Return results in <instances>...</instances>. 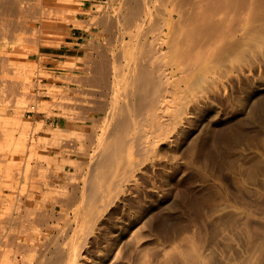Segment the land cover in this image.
Instances as JSON below:
<instances>
[{
    "label": "rangeland",
    "instance_id": "374dc122",
    "mask_svg": "<svg viewBox=\"0 0 264 264\" xmlns=\"http://www.w3.org/2000/svg\"><path fill=\"white\" fill-rule=\"evenodd\" d=\"M121 1L122 0H40V2L46 4L45 7L49 6L45 12L47 13L45 14L46 21H38L36 23V26H38L37 28H40V33L38 32L35 36L29 35L32 40L29 39L30 37L27 35L26 37H29L28 41L20 39L14 47H8L7 54L9 55V58L5 59L3 57L5 60L3 58L0 60H3L2 64H0L2 65L1 68H7L6 71L4 70L6 73H2L0 70V73L4 74H0L2 77V79L0 77V80L4 83L0 82L2 85L8 83L6 84L7 86L5 85L3 87L0 83L3 89L4 87H8L7 91L4 89L5 92L0 88V102L4 100L2 102V104L4 103L3 105L0 103V109L2 108L1 110H3L6 105H9L8 100L13 101V103L9 102L10 107L7 106L5 110H0V115H3L2 120L4 121V126H9V123L13 119V121L19 122L22 125L21 127L27 129L26 134H29L30 136L31 133L33 135V138H31V140L33 139L32 142L28 144V147L31 145L32 148L30 147L31 149H29L26 147L27 145H25V148L27 149L20 150L19 153L20 155L22 154V156L19 158L17 156L18 159L16 158V161H13L16 165L22 161L19 166L21 168L25 163V166H27V163L30 164V166L38 165L35 168L34 166H31L33 168L30 170V166L28 165V170L25 171L24 179L26 178L29 182L27 190L24 189L25 192L22 191L25 195L29 193L27 197L20 194L21 186L19 185L18 188H20H17L15 192L16 194H14V202H9V199L0 200L1 211H3V207L5 208L6 206H10V210H15L17 205H20L18 201L22 199L21 205H23L24 202V204H28L32 209H34V206H37V208L43 207L48 214L54 213L55 217L61 215V217L58 216V219L56 218L57 221H55V217H52L53 222L55 221V223L58 224V228L65 227L64 225L68 223L70 228L72 226L74 227L75 215L73 212L78 209L79 202L83 201L81 197H84V194L80 189L83 187L84 181H88L85 173L90 175L91 172L89 171L90 165L88 166V164L92 162L90 160H92V153L95 152L97 147L96 143L98 137L114 108L112 98L113 93L110 88L111 83L112 85L114 83V72L112 69H114V62L116 61L113 58H115L116 54L119 53L118 51H120V48H122L120 53L117 54H121L120 56H122V58L119 57V59L117 56V60L119 59L120 62H118V64H122L123 62L124 65L131 50L130 39L127 35L128 31L123 25H121L123 22L119 23L121 28L118 30L115 26H110L106 23V16L100 15L102 12V15L108 14L107 17H111L112 20L117 10L116 7L121 5ZM82 9L84 11H82ZM68 11L71 12L68 13ZM106 11H108V13ZM253 16L254 17L247 18V25L242 33L239 44L230 47L227 51L221 54L219 58L217 57L215 60L218 63L213 61V66L215 65V67H212L211 72L215 69H217L215 71H218L219 67L221 70L216 73L210 72L211 74H209L207 78H211L210 81L212 80V82L207 86L205 82L206 80H204V83L202 82L204 85L201 84V82L198 83V85H195V87L199 86L198 88L201 90L198 91L201 92L199 94L193 90L189 91V93L191 92L190 95L193 91L195 94L193 93L192 96H197L198 94L200 97H197V99L196 96H193L194 100L196 99L195 102L192 100L194 105L191 101L187 106V109L184 108L187 112L185 115V111H183L184 109L182 110L184 113H181V116L183 115L184 117L180 116V119L177 120L179 123L175 121L178 124L174 121L170 122L172 126L176 124L174 127L168 124V126H171V129H173L169 134L170 137L168 135L164 142H158L157 140L152 139L154 143L155 141L156 144L158 142L157 145L155 144L154 147L150 146L151 148L147 150H151L152 152L146 151L149 154H146V157H143L144 154H141L142 152L140 153L143 158V161H141L143 165L140 164L135 169L127 168L122 172L123 174L119 173L118 176L114 175V172L111 171L113 173L111 179H109V177L105 180L106 182H100L103 185L97 183L99 182V180H96L97 178L94 179L97 181L94 182V184H96L97 187L100 186L98 190L94 185L97 188V191H100L102 186L103 190L105 187L104 185H107L104 192L107 194L109 192L110 196L109 194L108 197L106 195V198L109 199L107 200V206L106 204L105 207L103 206L104 208L101 206V202L98 203L100 206H98L97 211L94 212V215L99 214L97 218L94 216L96 219L94 218L93 221H88V224L78 225L75 241H73L72 247L75 248L76 246L74 251L78 250L76 251L78 255H76L79 258L75 255L76 258H74V264H104L106 262L108 263V261L110 264H264V0L261 1L259 8ZM99 22L102 24L100 25ZM104 23H106L109 27L108 29H111L112 31H107V26H105ZM4 24L5 23L2 25L0 24V30L3 31L1 34H3V36L5 35V38H0V40L8 41L7 43L9 44L17 39V36L10 33V35L13 36L11 37L9 32L12 31H8L6 29L8 27H3L6 26ZM2 27L6 29L7 32L2 30ZM102 29L103 32H101ZM41 32H44V34ZM108 32H111L110 34H113L114 37L118 33L117 36H119V38H114L113 35L111 36L110 34L106 35ZM6 33H8L7 35L9 38L11 37V39L6 36ZM123 35L125 38L124 40L126 41L120 39V36ZM103 36L109 37L104 38ZM67 40L77 42L78 44L66 43ZM112 41L114 42L112 43ZM62 44L65 45L66 48L79 47V50H72L71 48L67 50L64 55L58 57V60H54L52 56L45 54V51H49V49H53V47ZM122 44L123 46H121ZM97 48H99L100 51L97 50ZM127 48L129 49L128 52L126 51ZM114 50L118 51L115 52ZM97 51L104 53V55L106 53V57L109 58L106 59L108 62L110 61L109 66L107 63V69L109 71V73L107 71V74L109 75L108 87H100L104 83L97 82L99 83V86H97V83H93L95 81H92V67H89V65L85 66L86 63L89 64L90 61V63H93V61L99 58L101 53L98 54ZM113 51L116 54H114ZM89 52H92L91 55L88 54L91 56V59L88 58L86 62L87 57H89L86 54ZM85 56L87 57L85 58ZM84 58L85 60H83ZM23 61H27L26 66L24 65L25 68L30 69V71L33 70L31 76L30 71L26 69L29 71H27V73L30 75L28 76L29 79H26L30 81L32 80V86L30 87L29 85L31 82L29 84V82L27 81V83L25 78H23L24 72H22L20 68H16ZM3 63L7 67L3 66ZM83 66H85V68H83ZM89 68H91L92 74V76L90 74V77ZM14 69L18 71L20 69V71H15L14 74ZM35 72H40L38 74L36 73L37 77L34 76ZM217 73L219 76L215 75ZM13 74L14 77L20 75L19 78H21L23 76L21 79L26 83L25 86L23 80L20 79L23 81L21 82L18 77L15 78L20 81L19 85L22 84L18 87V90H21L20 93H18L17 87L14 89L13 93L9 89L11 83L12 85L14 82L18 83V80L11 82V80L8 79V76L13 77ZM86 74H88V76ZM3 76H6V79L8 80H3ZM84 77L85 79L87 78V81L83 79ZM81 79L86 82L89 80L92 81L93 86L83 82ZM40 82L42 85L39 84ZM199 84L207 87L201 89ZM210 84H212V86ZM24 86L28 92L23 88ZM90 88L92 92L90 91ZM93 88L102 91V93L100 92L99 95L98 91L95 92L96 90ZM203 89L204 91L202 93ZM44 90L45 92L47 91V94ZM88 90L91 93L94 91V99H96L95 96L99 99L106 91L105 94H107V97L105 94L103 95L106 100H103L102 96L99 101L96 99L98 101V104H96V100L92 101L94 99L92 98L93 95L91 93L89 94H91L92 97L89 94H87L89 97H86ZM10 91L11 95L13 94V97H11L9 93ZM22 91H26V93ZM38 91L41 93H38ZM21 92L25 95H22ZM29 92L37 98H30V103L29 97L32 95H29L28 97L27 95ZM4 95L8 97L5 98ZM20 95L21 97L25 96L27 99L22 97L26 101L23 100V102L21 101L19 104H16L18 103L16 101ZM1 96H4L3 98L6 100L8 99L7 102ZM90 97L91 101L88 100ZM33 98L35 100H33ZM40 98L41 101H38ZM109 98H111V100ZM68 101H70L69 106H67L69 103ZM71 101H75L74 103L76 104ZM77 101H81L79 102L81 106ZM93 103L97 106L92 105ZM72 105L75 106V110ZM190 105H193L192 108ZM98 106H100L98 108L99 110L97 109L95 111ZM67 107H72L70 112ZM106 109L109 112H107ZM105 111L108 114H106ZM67 112L69 115L72 114V116L75 114L76 118L74 116L75 119H72V116L65 117V115L68 116ZM191 112L193 116L190 115ZM64 113L66 114L63 115ZM94 118H97L95 119V122L93 121ZM186 118H188V121ZM189 120L191 121L189 122ZM102 121H104V124ZM172 122L175 124L173 125ZM71 124L72 126L75 125L74 128L71 127ZM89 127H92L91 130L95 131H91ZM100 128H102V130ZM88 130L91 131V136L90 133L84 134V132L86 131L87 133ZM82 131L84 132L82 133ZM66 134L69 135V138L65 137ZM82 134L85 139L81 137ZM35 135H37V137ZM53 135L57 137V139H61V141L68 142V144L70 142H75L70 143L71 145L66 143V146L65 144L63 145V150H69L65 153L62 150V144L64 142L61 144V141L56 139L57 142L60 141V143L58 142L57 144H60L61 146H58L56 143L54 145L52 144L54 143L53 141L56 142ZM56 135L60 136L58 137ZM87 135L90 138H93L90 142L93 145H91L92 147L90 148V143L89 146L83 145L86 143L88 145L90 138H87ZM29 138L30 137H28V140ZM36 138L37 140H35ZM33 142L37 143L34 145ZM82 145L85 148V151L81 148ZM85 146L87 147V150ZM32 149L33 151H31ZM57 149H59L60 152ZM71 149L72 151L70 152ZM76 149L79 151L82 149L83 151L81 150L80 153L77 151L76 153ZM25 150H28L29 152ZM61 151L64 153L63 156H61ZM138 151L139 150H136L137 153L140 152ZM154 151L155 153L153 154ZM84 152L89 154L83 156ZM136 152L134 151V153ZM90 153L92 156H90ZM134 153L129 157V160L131 162H140L139 158L141 156L138 154L135 155ZM76 159H81L84 162L86 161L84 164L85 168L82 167L84 162L81 160L77 162V164H74L75 161H78ZM5 161L7 164L15 165L14 162L9 163L5 157L0 161L1 184L3 173L6 169L4 167L6 164ZM80 162H82V170H80ZM16 165L13 166L12 169L16 172V174L14 173L15 178L19 180V176H17L19 168H17L18 165ZM78 167L80 169H78ZM16 169L18 171H16ZM78 170L79 172L83 171L82 173L80 172L81 175L77 172ZM127 170H129V172ZM126 172L129 173L130 177L133 176V178L128 177ZM130 173L133 174L130 175ZM26 175L28 177H26ZM72 175H75V177L78 176L79 178H77L79 180L77 178H75L76 180L74 179L75 181L72 180L74 177ZM123 176L125 178H130L127 179L130 182L126 180L128 183H125V181L124 183H121V179L120 181L118 179ZM64 181L74 183L72 186L75 185L77 188L73 186V190L71 184L64 183ZM62 182L64 185H67L66 190L65 186L61 185ZM30 183L38 185L39 190L35 189V187L31 190ZM118 183H120V185ZM51 186L54 187L52 188ZM111 186L118 187V192L121 190L122 192H116L118 190L117 188L115 189L116 191H112L110 189ZM59 189L61 190L59 191ZM70 189L75 193L73 191L72 193ZM3 190L7 193L6 188H3ZM48 190H50V192H48ZM69 191L73 195L77 196L78 194V196L73 197ZM57 192L61 193V195H58L59 193ZM110 192L114 193V196L116 193L118 194L113 197ZM31 193L33 194L32 197L34 199L30 196ZM98 193L101 194V192ZM68 195H71L77 203H74L71 196H69L70 199L67 198ZM50 196H53L54 198L58 196L59 198L57 197L58 199L56 198V203H54V198H51ZM42 198H44V201ZM17 199L18 201H16ZM109 200L111 201L109 202ZM63 201H65L66 205L70 204V207L67 208L69 205L66 207V205L63 204ZM74 204L77 205L75 206ZM64 206L66 209H69L67 212L65 211ZM101 207L103 208L102 210ZM7 208L8 207H6V209ZM100 210L102 211L101 213L98 212ZM64 213H67V219H69H66V223L65 220L64 223L62 221L64 219ZM32 215L33 214L29 215V217L26 215V217L24 215L21 216L27 218L31 224L29 222L27 223L28 220L26 223L25 221L15 223V225L19 223L16 225V229H19L20 223L21 225L23 224L22 226H24V230L28 228V231L25 230L23 235L22 232H20L21 235L20 233L18 234L20 229L18 232L13 231V228L11 229L14 224H11V226L10 224L5 225L6 227L4 226L3 229V226H0V229H2L4 233H8V231L11 230V234L13 232V236L15 235V238L13 237L15 241L9 238L11 235H9L8 238L6 235L4 236V234L0 235V242L3 243H0V248L2 249V252L0 249L1 256L5 251H12V255L13 253L15 254L12 257L9 253L5 252L4 254L7 255H5L7 258L4 257L3 259L1 257L3 260L7 259L11 264H20V262H22V254L25 253L22 257L23 263L21 264H26L24 263L26 258H28L26 260L27 264L28 262L36 264L35 260L37 258L32 256L34 249H30L32 243L33 247L31 248H35V245L41 247L37 248V250L39 249V254L42 255L45 251L44 256L46 254L49 255L47 249L50 250L52 244H48V238L46 237L48 236V233L45 232L42 226L34 225V221H30L33 218ZM59 218H61L60 221ZM90 222L95 223L91 226ZM89 224L91 230L89 227L88 229L86 228ZM25 225L27 228H25ZM8 228L10 230H8ZM36 228L40 231L37 232ZM31 230H34L35 232ZM29 231L31 232L29 233ZM43 231L47 234L46 236H44ZM40 232L43 234V237L39 236L41 235ZM35 233H38V235H35ZM68 233V236L70 237L72 234L70 229L68 230ZM82 233L87 236L86 239H82L84 237ZM3 236L6 237L7 240L9 239L8 242H13L6 244L5 242L7 241L3 240ZM16 239L20 243V246L25 241L26 243H23L25 244L23 246H30V252H28V247L24 248L23 246L20 247L18 244H15V242H17ZM81 239L83 241H81ZM28 240L30 241L28 242ZM59 241H62V238L59 237ZM41 242L46 246L49 245L46 250L45 248L43 249V247H45L44 245H39ZM14 245H16L17 248ZM21 248L24 249L20 250ZM67 248H69V245ZM15 250L16 252H14ZM24 250L28 251L25 252ZM17 251L21 254H18ZM32 251L33 253L31 254ZM25 256L26 258L24 259ZM5 261L3 262L4 264H6Z\"/></svg>",
    "mask_w": 264,
    "mask_h": 264
},
{
    "label": "bare ground",
    "instance_id": "6f19581e",
    "mask_svg": "<svg viewBox=\"0 0 264 264\" xmlns=\"http://www.w3.org/2000/svg\"><path fill=\"white\" fill-rule=\"evenodd\" d=\"M261 1L262 0H122L121 1V5L116 7L117 10H116V13L114 12L115 14H114V17L112 18V20H111V17H109V18L107 17L108 14L107 15H104V14L102 15L103 12L100 14L101 16H106L105 17V19L107 18L106 19L107 20L106 23L109 24L110 26H115L118 30L121 28V25L124 26V28L128 31L127 35L129 36L131 46L129 44L128 45L130 46L131 50H130L128 59L126 58L127 61L124 63V65H123V62H122V64H118L119 59L122 58V56H120L121 54L120 55H117V54L120 53L122 48H120V51L114 50L115 52L116 51L119 52L117 54L114 53V51H113V53L116 54V56L112 54L113 56H115V58H113V59L116 61V62H114L115 65L113 63L114 69H116V70L111 68L113 70V72H114V74H113L114 79L112 78L114 83H113V85H112V83L110 85L111 86L110 88H111L112 93H113V96L112 95L111 96L113 98V107L114 108L112 109V112L110 113V115L108 117V120L106 118L107 123L105 122L106 124H105L103 130H102V128H100L102 130V132H101L100 135L98 134L99 135L98 140L96 139L97 140V143H96L97 147L95 149V152H93L91 150L93 152L92 153L93 156L90 153V156H92V160H90V159L89 160L92 161L91 162L92 164L91 163L88 164V166L90 165L89 171H91V172H90V175L85 173V175H87L86 179L88 178V181L85 180L83 187H81V189H80L82 191V193L84 194V197L83 196L81 197L83 201L79 202L78 209L77 210L75 209L76 211H74V210H73L74 212L71 211L75 215V219H74L75 225H74V227L72 226L70 228V226L68 225L69 223H68V224L64 225L65 227H60L59 226L60 228H58L57 227L58 224L55 223V221H57L56 218L58 219V216L61 217V215H57V217H55L54 213L48 214L46 212V210L43 209V207H38L37 208V206L36 207L34 206V209H32V207H30L28 204H24V202H23V205H21V203H22L21 200L22 199L20 201H18V199L16 200V201H18V203L21 206L17 205L15 210L11 209L12 210L11 211L9 209V208H11L10 206H6V207H8L7 209H6V207L5 208L3 207V211L0 210V226H3L2 229L4 228L5 225L10 224V226H11V224H14L13 227H11V229L13 228L12 230L16 231V232H18V230L20 229L18 234L20 232H22V235H23V232H25V230L28 231L27 230L28 229L27 226L25 225L26 226L25 228H27V229L24 230L23 229L24 226H22L23 224L21 225V223H20L19 229H16V227H17L16 225H18L19 223H17L16 225H15V223L16 222H22V221L23 222L25 221V223H26V221L28 219L25 218V217L26 216L29 217V215L33 214L34 216L32 215L33 218L30 221L31 222L34 221V225L36 224V225H38L40 227L42 226L43 229L45 230V232L48 233V236H46L47 234H45V232L43 231L44 232V236H46L48 238V244H50V245L52 244V248L50 250L47 249L49 245L46 246V245L43 244V242H41V244H39V245L40 246L44 245L45 247H43V249L44 248H45V250L47 249L48 252H49V255L46 254L44 256V254H45L44 252L45 251L42 253V255L39 254L40 252H38L39 249L37 250V248H41V247L35 245V248H31V247H33L32 246L33 243L30 242V243H32L31 247L29 246L30 249H34V253L32 251L31 254L33 253L32 256L37 258L36 259L37 261L35 260L36 264H74L73 261H75L74 258H76V256L78 255L76 253V251H78V250L74 251V249H76V246L74 245L75 248H73L72 245H73V241H75L76 230L78 228V225L79 224H88V221H93V219L95 218L94 216H96V218H97V216H99V214H97V213H96L97 215H94V212H96L98 206H100V204L98 205V203L101 202V206L102 207L103 206L105 207V204H106V206L108 204L107 200L109 198H106V195L108 197L109 192H108V194L104 192V189H105V187L107 185H104L105 187L102 190V188H103L102 185L103 184L100 183V182H102V181L106 182L105 180L108 179L109 177H110L109 179H111V176L113 175V173L111 171L114 172V175L118 176L119 173L124 172L125 169H127V168L135 169L140 164L143 165L141 163V161H143V158H142V155H140V153L142 152L141 154H144L143 157H146V154L149 155L147 152H149L151 150H149V151H147V150L150 149L152 146L154 147V145L156 144V141H155V143L153 142L154 139L157 140L158 142H164V140L170 134L171 130L173 131V129H171V128L179 123L177 120L180 119L181 113L182 114L184 113L183 112V111H185L184 108L187 109V106L190 104V102L192 100L195 102L196 99L194 100V98H193L194 95L192 96V94L194 93L193 91H196V93H198V94L201 93V92H198V91H201L198 88L199 86L195 87V85H198V83H200V82H201V84H203L204 80H206L205 82H206L207 86H208L209 83L212 82V80L210 81L211 78L210 79L207 78L209 76V74L216 73V72L221 70V69H219L220 67L218 66L219 67L218 71H215L217 69L214 70V68H213L214 71L211 72L212 71V67H215V65L213 66V64H214L213 61L217 62L215 60L217 57L219 58L221 56V54H223L225 51H227L230 47L237 46L239 44V41H240V39L242 37V33H243V31H244V29H245V27L247 25V18L254 17L253 15H255L256 10L259 8V6L261 4ZM45 6H46V4L44 2H40V0H0V22H1L0 24L2 25L3 23H5L4 25H6V26H3V27H8L6 29L8 31H12V32H9V35H10V33H12L14 36H17L16 37L17 39H15L14 41L10 42L9 44L7 43L8 41L6 42L5 40H3V41L0 40V48H1V50H0V53H1L0 54V57H1L0 60L3 57L5 59L9 58V55L7 54V48L8 47H14V45L17 42H19L20 39L23 40V41H26V40L28 41V38L31 35L35 36V35H37L38 32L40 33V28L39 29L37 28L38 26H36V23L38 21H42V22L46 21L45 20V17H46L45 14H47V13H45V12H46L47 8H49V6L48 7H45ZM82 11H84V10L82 9ZM69 12H71V11H68V13ZM106 12L108 13V11H106ZM100 20H102V19H100ZM120 22L121 23L123 22V23L120 25L119 24ZM99 23H100V25L102 24L101 22H99ZM106 23H104L105 26H107ZM3 27H2V30H5L7 32V30L4 29ZM9 28H10V30H9ZM106 28H107V31L111 30V29L110 30L108 29L109 28L108 26ZM0 29H1V27H0ZM101 32H103V29H102ZM1 33H3V31L0 30V38H5L4 37L5 35L3 36V34H1ZM41 33L44 34V32H41ZM110 33L111 32H108L107 34L104 33V34L108 35ZM7 34L8 33H6V36H8ZM45 34H47V33H45ZM117 34L115 35V37H114L113 34L112 35H113L114 38H116V37L119 38V36H117ZM27 35L28 36L30 35V36L27 38L26 37ZM119 35H120V33H119ZM10 36L13 37L12 35H10ZM11 37L9 38V36H8L9 39H11ZM103 37L104 38H108L109 36L108 37L103 36ZM22 38H25V39H22ZM29 39H31V37ZM120 39L123 41L125 39L124 35L120 36ZM105 40H107V39H105ZM124 41H126V40H124ZM113 42L114 41H112V43ZM124 45H125V43H124ZM121 46H123V44ZM124 48H126V47H124ZM100 49H101V46H100ZM100 49L97 48V50H99V51H100ZM106 49H107V47H106ZM112 49H113V46H112ZM104 50H105V48H104ZM128 50L129 49L127 48L126 51L128 52ZM104 52H107V51H104ZM91 53L92 52H89V53L86 54L87 56H89V57L85 56V58L87 57L86 62H87L88 58L91 57L90 56ZM100 53L101 52H98V54H100ZM88 54H90V55H88ZM117 56H118V58L120 57L118 60H117ZM85 58L83 60H85ZM106 58H107L106 57V53H105V55H104V53H101L99 55V58H97L95 61H93V63H90L91 61L89 62V64H87L85 62L86 63L85 66L89 65V67H92L93 76L91 74V68H89L90 69L89 77H90V74H91L92 81H95L93 83H97V82L104 83L105 85L103 84L102 86H100L102 88H103V86L104 87H108L109 86V84H108L109 75L107 74V71H108L107 63H108V66H109V62L110 61L108 62L107 59H109V58H107V59ZM94 59H95V57H94ZM94 59H92V60H94ZM0 62H1L0 64H2L3 60L0 61ZM26 62H24V61L21 62L18 65V67H16V68H20L21 71L24 72V74H23L24 77L22 75L21 76L23 78H25L26 82L28 81L29 84H30V82L32 80L30 81V80L26 79V78L29 79L28 76H30L27 73V71L28 70L30 71V69L25 68ZM30 64H29V66H30ZM121 65H123V66H121ZM217 65H216V68H217ZM3 66H6V65L3 63ZM85 66H83V68H85ZM1 67H2V65H0L1 72L2 73H6L5 71H6L7 68L6 69H2ZM31 67H33V66H31ZM15 69L13 70L14 74H15V71H17V72L20 71V69H19V71L15 70ZM26 69H28V70H26ZM2 70L3 71L5 70V71L3 72ZM32 71H30L31 76H32ZM7 72H8V70H7ZM2 73H0V74H2ZM36 73L38 74L40 72H35L34 76H36ZM108 73H109V71H108ZM14 74H13V77H9L8 76V79L11 80V82L12 81L13 82L17 81L18 79L16 80L15 78L16 77L19 78V76H20L19 75V76L14 77ZM2 75H4V74H2ZM83 75H85V74H83ZM86 75L88 76V74H86ZM215 75H218V73L215 74ZM213 77H214V75H213ZM21 78H19V80ZM1 79H2V77H1ZM8 79H6V76L3 78V80H8ZM83 79H85V77ZM216 79H218V78H216ZM19 80L17 81L18 83L14 82L15 84L13 83V85L10 82L11 86H9V89L12 91V93H13V91H14V89L16 87H17V90H18V87L22 85V84L19 85V83L23 79H21L20 81ZM85 80L84 81L82 80V81L87 83V84H91L93 86L92 81H90L91 79L88 82H86L87 80L86 81ZM0 81L2 82V80H0ZM23 81H21V82H23ZM82 81H81V83H82ZM111 82H112V80H111ZM2 83H4V82H2ZM2 83H1V85H2ZM99 83H97L98 84L97 86H99ZM6 84H8V83H6ZM23 84L24 85L26 84L25 81L23 82ZM33 84H34V81H33ZM39 84H41V82ZM1 85H0V88L5 86L3 84L2 87H1ZM203 85L202 86L200 85L201 89L202 88L205 89L207 87V86L205 87ZM210 85L212 86V84H210ZM213 85H214V83H213ZM25 86L23 87L24 89H25ZM30 86H32V82L29 85V87ZM94 86H95V84H94ZM215 86H216V83H215ZM7 88L4 87V89H6V91H7ZM195 88H197L198 90L195 89ZM4 89L2 88V90L5 92ZM204 89L202 90V93H203ZM25 90L27 91V89H25ZM94 90H96V89H94ZM190 90H193L191 95H190L191 92L189 93ZM11 91L9 92L10 95H11ZM20 91L21 90H18V93H20ZM26 91L25 92L22 91V92L26 93ZM90 91H91V88H90ZM90 91L88 90V92L86 93V97L87 98L89 97L87 94L92 92V91L91 92ZM97 91L98 90H96L95 92H97ZM107 91H109V90H107ZM22 92H21V94L23 95L24 93H22ZM44 92H45V90H44ZM100 92L102 93V91H100V90L98 91L99 95H100ZM34 93H35V91H34ZM38 93H41V92L38 91ZM105 93H106V91L101 95L100 98H102V96ZM91 94L93 95V97H92ZM91 94H89V95H91V97L94 99V91ZM198 94H197V96L195 95L196 98L200 97V96H198ZM14 95H15V93H14ZM29 95H32V96L29 97ZM105 95L107 97V94H105ZM4 96H1V97L3 98ZM27 96L29 97V99L32 98V97H35L31 92H29ZM7 97L5 96V98H7ZM11 97H13V94L11 95ZM15 97H16V95H15ZM20 97H21V95H20ZM20 97L19 98L17 97L18 100L16 102H18V103H16V104H19V102H21V101L23 102V100L27 99V98H25V96H22L25 99H23L22 97H21L22 98L21 99ZM91 97L88 100H90ZM5 98H3V99H5ZM95 98L98 101L100 100V98L98 99L97 96H95ZM13 99H15V98H13ZM96 99H94L92 101H95ZM104 99H105V97L103 96V100ZM109 99L111 100V98H109ZM7 100H6V102H7ZM33 100H35V99L33 98ZM42 100H44V99H42ZM97 100H96V104H98ZM25 101H24V103H25ZM38 101H41V98ZM2 102H0V103L2 104ZM9 102L13 103V101H9L8 100V104L9 105H6V107L7 106L10 107V103ZM30 102H31V99L29 100V103ZM68 102L69 103H68L67 106L70 105V101H68ZM71 102L74 103L75 101H71ZM79 102H81V101H79ZM79 102L77 101V103H79ZM194 102L192 103L193 105H194ZM12 103H11V105H12ZM66 103H67V101H66ZM94 103L92 105H94ZM36 104H37V102H36ZM74 104H76V103H74ZM29 105H32V104H29ZM79 105H80V103H79ZM72 106L74 107V110H75V106L74 105H72ZM94 106H97V105H94ZM100 106H101V104H100ZM100 106H98L95 109V111ZM192 106H191V108H192ZM6 107H5V109H6ZM31 108H32V106H31ZM71 108H68L69 112L71 111L70 110ZM102 108H100V109H102ZM5 109H3V110H5ZM33 109H36V108H33ZM109 109H111V108H109ZM3 110H1V111H3ZM107 112H109V111L107 110ZM107 112L105 111L106 114H108ZM186 113L187 112L185 111L184 115ZM65 114L66 113H64L63 115H65ZM67 114H68V116L65 115V117H71L72 116V114L69 115L68 112H67ZM190 115H192V112H191ZM73 116L75 117V114ZM74 117L72 119L76 118V117L75 118ZM102 117H103V114H102ZM2 118H3V115H0V161L3 160V157H5L8 160L9 163H11V162L13 163L14 162L13 160H15L17 158V156H18V158L22 156V154L21 155L19 154L20 150L22 151V150L27 149V148H29V149L32 148L31 145H30L31 148L28 147V144L30 142H32L33 139L31 140V138H33V135L30 132H29L30 136H29V134H26L27 133V131H26L27 129H24V127H21L22 125L19 122L13 121V119L9 123V126H4V123H3L4 121L2 120ZM89 118H91V117H89ZM188 118H186V120ZM95 119H97V118H94V120H93L94 122H95ZM98 119H99V117H98ZM104 121H102L103 124H104ZM171 121H174V122L177 121L178 123L175 122L176 124L174 123L175 124L174 125L173 122H172V124L174 125V126H172L170 124ZM190 121L191 120H189V122ZM26 123H28V122H26ZM90 124H92V123H90ZM93 124H95V123H93ZM97 124H98V121H97ZM168 124L171 125L172 127L168 126ZM74 126H72V124H71L72 128H74ZM91 128L89 127L90 130H91ZM58 131H60V130H58ZM91 131H93V130H91ZM91 131L88 130L87 133H86V131L85 132L82 131V133L83 132H84V134L90 133V136H91ZM99 133H100V131H99ZM53 134H55V133H53ZM67 135L68 134H66V136L65 135L64 136L69 138V135L68 136ZM35 136L37 137V135H35ZM56 136H58V135H56ZM83 136L84 135L82 134L81 137L83 138ZM28 137H30L29 140H28ZM53 137H55V136L53 135ZM169 137H170V135H169ZM87 138H90V137L88 136ZM56 139H57V137H55V140ZM83 139H85V137ZM91 139H93V138H90V140L88 142V145H87V143L83 144V145L89 146V143L92 141ZM35 140H37V138ZM57 140L61 141V139H57ZM57 140H56V142L53 141L54 143H52V142L51 143L53 145L55 143L57 144L58 142L60 143V141L57 142ZM67 141H68V139H67ZM63 142L64 141L62 140L61 144ZM74 142H70V143H74ZM158 142H157V144H158ZM36 143H34V145ZM65 143L68 144V142H64L62 144V146ZM70 143L68 145H71ZM81 143H82V141H81ZM52 144H51V146H52ZM66 144H65V146H66ZM25 145H27L26 146L27 148H25ZM83 145H82L81 148H83V150H84L85 148L83 147ZM91 145H93V144L90 143L89 148L92 147ZM72 146H73V144H72ZM77 146H79V145H77ZM77 146H75V147H77ZM54 147H52V148H54ZM34 148H35V146H34ZM57 148H59V147H57ZM60 149H61V147H60ZM63 149H64V146L62 147V150ZM77 149H79V148H77ZM77 149L75 150L76 153H77V151H79ZM57 150L59 151V149H57ZM73 150H74V148H73ZM86 150H87V147H86ZM133 150L135 152H136V150H139L140 152L138 151L139 153H137V152L134 153ZM25 151H28V150H25ZM25 151H23V152H25ZM31 151H33V149ZM68 151L67 150H63V152H65V153L68 152ZM71 151H72V149L70 150V152ZM80 151L78 153H80ZM155 151L153 152V154L155 153ZM63 152H62V154L60 153L61 156L64 155ZM133 153L135 155L138 154V155L141 156L139 158L140 162L138 161V158H137L138 162H135V161L131 162L129 160V157ZM85 154H89V153H85L84 152L83 156H85ZM80 155H82V154H80ZM59 158H61V157H59ZM76 160H78V159H76ZM80 160L75 161L74 164H77V162H79ZM81 161H83V160H81ZM90 161H88V162H90ZM85 162L83 164H82V162H80L79 166L81 167L83 165L82 167H84ZM5 163H6V161H5ZM20 163L19 164L17 163V165H18L17 168H19V171L16 169V171H18L17 172V176H19L18 177L19 180L15 178L16 172H14V169H12L13 166L16 165L15 162H14L15 165H13V164L10 165V164L6 163L4 165V167L6 169L2 168V169H5V171L3 173V177H2L3 179L1 180L2 184L0 182V200L1 199L2 200L9 199V202L10 201L14 202V199H15L14 194H16L15 192H16V190H17L19 185L21 186V191L22 190L24 191V189L27 190V186H28V182L29 181L26 178L24 179V176H25V171L28 170V167L30 166V164L27 163V166L29 165L27 167V166H25L26 165V163H25L24 166L27 167V168L24 169L25 168L24 166H22V168L19 167ZM31 166H34V165H31ZM31 166H30L29 170L31 168H33ZM36 166H38V165H35L34 168ZM82 167H81V169L78 167V169L82 170L83 169ZM2 169H1V171H2ZM127 171L129 172V170H127ZM77 172H79V170ZM80 172H79V174L81 175V173L83 171L81 173ZM85 172H87V171H85ZM128 172H126V174L128 175V177H130ZM73 174H74V172H73ZM79 174H78V176H79ZM132 174L130 173V175H132ZM72 176H74L72 180H74L75 178L78 177V176L75 177V175H72ZM124 176H125V173H124ZM0 177H1V175H0ZM26 177H28V176L26 175ZM123 177L122 178L120 177L119 179L116 178V179H118L119 181L121 179V183H124V181L126 183L127 181H129L127 179H130L131 177L133 178V176H131L130 178H127V177L123 178ZM134 177H135V175H134ZM81 178H82V176H81ZM94 179H96L97 181L99 180V182L95 181ZM122 179H123V181H122ZM114 180H112V181H114ZM118 180H117V182H118ZM65 182L67 184H71V186H72V184H74V183H69V181H64V183ZM94 182H97L98 184H102L101 185L102 187H101L100 191H97V188L99 190L100 186L97 187L96 184H94ZM115 182H116V180H115ZM62 183H61V185L65 186V190H66V186L67 185H64V183L63 184ZM30 184H31V190H33L34 187H35V189L39 190V186L38 185L33 184V183H30ZM58 184H60V183H58ZM114 184H116V183H114ZM118 184L120 185V183H118ZM73 186H75V185H73ZM73 186H72V189H73ZM51 187H50V190H51ZM75 187L77 188V186H75ZM113 187L114 186H111V188H110L112 191L115 190L116 188L118 190L117 191L115 190V191L116 192L119 191L118 187H114V188ZM123 187H125V186H123ZM3 188H6V192L7 193L4 192ZM63 188H62V190H63ZM50 190H48V192H50ZM60 190L61 189H59V191ZM73 190H71V192ZM21 191H20V194L22 195L25 191L24 192L23 191L21 192ZM34 192H32V193H34ZM98 192H101V194L98 193ZM120 192H122V190ZM120 192H118V193H120ZM17 193H18V191H17ZM32 193L30 195L31 197L33 195ZM55 193H56V191H55ZM57 193H59V192H57ZM72 193H71V195H73ZM118 193H116L115 196H117ZM62 194H63V192H62ZM64 194H65V192H64ZM111 194L113 195V197H115L114 193H111ZM24 195L25 194H23V196ZM27 195H25V196L27 197ZM58 195H61V193H59ZM71 195H68L67 198H69V196H71ZM55 196H56V194H55ZM75 196L76 195H73V197H75ZM77 196H78V194H77ZM109 196H110V194H109ZM18 197H20V196H18ZM50 197L54 198L53 196H50ZM57 197L54 198V203H56V200L59 198V197L58 198ZM73 197L71 196V198L73 199L74 203H77ZM39 198H41V197H39ZM42 199L44 201V198H42ZM42 199H40V200H42ZM72 199H71V201H72ZM47 200H48V198H47ZM63 200H65V199H63ZM76 200H77V198H76ZM58 201H60V200H58ZM65 201H63L64 205H66ZM79 201H80V199H79ZM110 201L111 200H109V202ZM34 202H33V204H34ZM102 202H105V203H102ZM4 203H6V202H4ZM36 203H38V202H36ZM52 203H53V201H52ZM15 204H17V203H15ZM68 205H66V207L68 206L67 208L70 207V204H68ZM102 207H101V210L104 208V207L103 208ZM64 208H65V206H64ZM71 208H72V205H71ZM36 209H37V211H36ZM68 210L69 209L65 208L66 212ZM101 210L98 211V212L101 213L102 212ZM65 211H63V212H65ZM66 214L64 213V219L62 220L63 223H64V220H65V223H66L67 220H69V219H67L68 215H66ZM22 215H24V216L26 215V216L23 218V217H21ZM65 215H66V217H65ZM52 217L53 218L55 217V221L54 222L52 220L53 219ZM72 218H74V217H72ZM60 219L61 218H59V221H60ZM28 222H29V220L27 221V223ZM71 222H72V220H71ZM93 223H95V222H92V223L90 222L91 226L94 225ZM90 224L86 227L87 229H88V227L90 229V227H91ZM10 226H9V228H10ZM21 226H22V229H21ZM9 228H8V230H10ZM37 228H36V230H37ZM79 228H81V227H79ZM83 228L85 229L84 226H83ZM2 229H0L1 230L0 231V235L4 234V236L6 235L7 238H8L9 235H11V237H9V238L13 239V237L15 235L13 236V232L11 234V230L8 231V233H4L2 231ZM69 229L72 232L70 237L68 236L69 235V233H68ZM85 230H84V232H85ZM31 231H34V230H31ZM31 231H29V233ZM38 231H40V230H37V232ZM81 232H83V231H81ZM15 234H17V233H15ZM40 234H41V232H40ZM20 235H21V233H20ZM35 235H38V233H35ZM35 235H33V236H35ZM42 235L43 234H41L39 236L43 237ZM80 236H82V235H80ZM6 237H4V239H3L4 241H7V242H5L6 244H9V243L13 242V241L8 242L9 239L7 240ZM59 237L62 238V241H59ZM86 237L87 236L84 235V237L82 239H84V238L86 239ZM82 239H81V241H83ZM29 241L30 240H28V242ZM41 241H43V240H41ZM0 243H2V242H0ZM23 243H26V242L24 241ZM23 243L21 244V246L25 245ZM15 244L19 245L20 243L17 240V242H15ZM68 245H69V248H67ZM14 246H16V245H14ZM20 247H18V248H20ZM29 247H28L29 251L26 250L28 252H30ZM16 248H17V246H16ZM24 248H21L20 250H22ZM16 250L14 252H16ZM1 252H2V249H1ZM5 252L9 253L12 257L15 255L14 253L12 255V253H11L12 251L11 252L5 251ZM4 253H2V256L0 254V259H1V261H0L1 263L0 264H4L3 262L5 260H7V259L3 260L4 257L7 256ZM17 253L21 254L18 251H17ZM23 255H25V253L22 254V257H23ZM26 256L24 257V259L26 258ZM22 257H21V261L22 262H20V264L23 263V260H22L23 258ZM14 258H16V257H14ZM27 259L28 258H26L25 262H24L26 264H27V262H26ZM7 262H8V260L5 261L6 264H7ZM30 263L28 262V264H30ZM108 263L110 264L109 261H108ZM108 263L106 262L104 264H108ZM8 264H11V262H8Z\"/></svg>",
    "mask_w": 264,
    "mask_h": 264
},
{
    "label": "crops",
    "instance_id": "0c3cea01",
    "mask_svg": "<svg viewBox=\"0 0 264 264\" xmlns=\"http://www.w3.org/2000/svg\"><path fill=\"white\" fill-rule=\"evenodd\" d=\"M66 43H72L76 45L78 44L77 42L70 41V40L69 41L67 40ZM71 48L72 50H79V47H67L66 48L65 45L62 44L60 46L53 47V49H49V51H45V54L52 56L54 60H58V57L64 55V53ZM58 72H61V71H58Z\"/></svg>",
    "mask_w": 264,
    "mask_h": 264
}]
</instances>
